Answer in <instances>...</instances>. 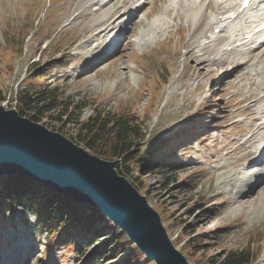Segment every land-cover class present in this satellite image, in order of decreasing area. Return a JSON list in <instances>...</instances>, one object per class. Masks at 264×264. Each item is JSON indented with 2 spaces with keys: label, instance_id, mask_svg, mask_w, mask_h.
<instances>
[{
  "label": "rangeland",
  "instance_id": "rangeland-1",
  "mask_svg": "<svg viewBox=\"0 0 264 264\" xmlns=\"http://www.w3.org/2000/svg\"><path fill=\"white\" fill-rule=\"evenodd\" d=\"M122 1L116 4L109 0L108 10L117 9ZM145 2L148 5L137 19L142 25L132 22L129 26V42L94 65L87 60L100 49L87 42L91 25L104 13H93L95 0H0V98L14 97L17 90L28 85L24 80L44 73L41 82H36L37 93L58 87L62 99L71 105L69 111L82 121L96 111L135 115L145 123L143 128L153 148L160 149L166 143L169 148L158 153V162L151 161L156 167L153 173L142 177L139 166L132 165L125 178L139 179L140 193L160 214L183 257L190 264H205L212 258L220 260L230 251L250 248L257 256L253 264H264V193L247 201L242 198L250 188L246 184L248 171L257 169H242L246 163L232 167L233 162L247 156L246 151L234 150L252 124L253 110L262 104L264 84L255 82L252 71L264 69V49L247 53L237 48L230 52L222 34L211 45L217 35L210 20L219 14L214 0L192 6L186 0ZM200 11L206 13L201 19ZM190 14L196 15L197 21ZM245 15L239 25H250L251 17ZM153 18H162L166 24L150 23ZM199 21L204 25L198 36ZM152 28L158 33L149 30ZM139 33L151 37L148 46L134 40ZM227 48L224 56L233 63L220 66L217 54ZM200 55L211 62L200 66ZM245 60L253 61L241 72L236 66ZM253 94L255 98H251ZM60 116L59 111L44 115L40 125L73 138L78 133L76 120L64 122ZM234 174L245 175L244 180H236ZM3 213L0 264H83L93 248L89 245L95 243L96 251L107 242L93 232L82 236H86L83 240L72 235L59 236L58 241V236L49 233L51 229L41 225L31 212L20 208ZM191 233L197 238L187 243ZM72 246L75 250L70 254L68 247ZM110 259H90L88 264H115ZM142 261L154 264L144 258Z\"/></svg>",
  "mask_w": 264,
  "mask_h": 264
},
{
  "label": "trees",
  "instance_id": "trees-1",
  "mask_svg": "<svg viewBox=\"0 0 264 264\" xmlns=\"http://www.w3.org/2000/svg\"><path fill=\"white\" fill-rule=\"evenodd\" d=\"M43 76L44 73L35 78H27L24 81L28 85L23 86L16 93V107L21 116L40 123L44 115L59 111L60 119L64 117V122H72L75 119L79 126L78 133L71 139L76 144L85 146L95 156L114 161L115 168L120 175L127 177L128 170L130 172L129 167L132 165L139 166L142 177L154 172L155 164L150 161L154 157L155 149L151 146L152 141L148 139V134L144 132L145 123L142 120L135 119V115L132 114L96 111L94 116L82 121L78 115L69 111L71 105L62 99V93L58 87H47L37 93L36 81L41 82L39 79ZM5 98H0V103ZM131 173L133 172L131 171ZM129 181L139 190L141 186L137 177ZM11 208L12 210L22 208L33 211L32 214L37 220L42 225L50 227L49 233L52 232L58 236V240L59 236L63 237V235L67 238L77 235L76 240H78L92 232L99 239L104 238L103 242L107 241L106 244L96 251H93L95 243L89 245V248L92 246L93 248L84 258L83 264H88V260L94 261L95 258L98 261L106 260L108 256L111 257L110 260L115 261V264H145L142 261L143 254L132 246L133 244L129 242L126 235L113 227L112 223L107 221L99 210L71 201L65 196L62 197L34 180L22 176L0 178V212L3 213ZM100 224H103L101 228L98 227ZM69 229L72 230V233H68ZM103 230L104 232L107 230L108 233H104ZM86 236L81 239H85ZM195 238L197 235L191 233L187 243L194 241ZM76 242L77 246H80L79 242ZM74 247L68 248L74 252ZM256 258L257 256L249 248L230 251L224 254L220 260L212 258L205 264H252Z\"/></svg>",
  "mask_w": 264,
  "mask_h": 264
},
{
  "label": "water",
  "instance_id": "water-1",
  "mask_svg": "<svg viewBox=\"0 0 264 264\" xmlns=\"http://www.w3.org/2000/svg\"><path fill=\"white\" fill-rule=\"evenodd\" d=\"M115 167L61 134L0 108V176H23L97 208L156 264H189L160 215Z\"/></svg>",
  "mask_w": 264,
  "mask_h": 264
},
{
  "label": "bare ground",
  "instance_id": "bare-ground-1",
  "mask_svg": "<svg viewBox=\"0 0 264 264\" xmlns=\"http://www.w3.org/2000/svg\"><path fill=\"white\" fill-rule=\"evenodd\" d=\"M112 1H113V3H115V1H116L117 2L116 4L120 3V0H111V2ZM126 1L127 0H123L121 3L122 5L120 7H118L117 9L108 10V7L110 5L109 0H95V4H94L95 11L93 13H98V14L101 12H104V13L99 16L98 20L93 25H91L92 32H90L91 35H89L91 38H90V40H88L87 44H90V46L96 47L97 50L98 49H100V50L98 51L97 54L89 57L87 60V63L92 62L94 65H99L100 63H102V60H104L105 55L107 53H111L109 51V49L111 50L112 48L116 47L115 51H118L122 47L124 48V46L126 45L127 42H129L130 37H131L132 30L129 29L130 24L132 22L136 23L135 25L141 23V21L137 22V19L139 18L140 14L143 12L142 10H145L148 3L144 2L142 4L141 0H134V2H131L130 4H128ZM215 1L217 3L216 8L219 11V14H218V16H216L210 20V24L213 23L216 26L214 28V30L220 29L221 33H224V30L227 31L228 27L229 26L231 27L235 21H231L230 23H225L221 20L225 19L227 21V19L232 18L233 15L237 14L238 9L234 11V5L236 4L237 0H215ZM188 5H190V4H188ZM170 9L171 8L167 9L168 15H169ZM200 12L201 13L198 17L199 19H201L202 16L206 15L205 12H203V11H200ZM185 13L189 14L188 12H185ZM126 17H128L129 19L124 21L123 19ZM189 17L191 19L197 21L196 15L190 14ZM238 17H240V16H238ZM243 18H244V16H243ZM249 20H251V22H250L251 24L250 25L244 24L245 26L239 25L240 27L238 29H235L234 33H236V34L234 36L232 34L231 35L227 34V35L222 36V37H225L227 39V41H226L227 47H230V52L232 50L235 51V49H237V48H242V49L248 50V51H246L247 53H252V52L258 51L262 47H264V35H263V38L255 37L254 40L243 41L244 39H242V37H244L246 35H250L251 32H253V29L256 28L255 24L257 22V17H256V20H254V21L252 20V18L251 19L249 18ZM164 21H165L164 19L160 18V20H150V23L164 24L165 23ZM247 22H248V20H247ZM247 22H246V24H247ZM262 22H263V20L260 19L258 25H260ZM240 23H242V22H240ZM141 25L142 24H140V26ZM146 25H148V24L146 23ZM202 25H204L203 22L199 21L198 26H197L198 27V30H197L198 36L200 35L199 31H200L201 27H203ZM109 26H112V27L108 31ZM149 30L158 33L157 29L152 28ZM125 31H129V34L127 36L125 34ZM231 33H233V32H231ZM150 35L154 36L155 33H150ZM106 36H110V37L114 36V37L111 41L109 39L106 43L100 42V38L106 37ZM142 36H144V33H142L139 36V40H138L139 43L138 44L141 46L142 45L148 46L149 43H151V41L147 40L149 37L144 36L145 38H143ZM198 36H197V38H198ZM216 38L217 37H215V36H214V38H212L211 45H213V42H215L217 40ZM120 43L123 44L121 47H120V45H121ZM254 43H256L253 47L254 50L247 48L248 45H251ZM217 44H215V45H217ZM105 47H108V49L105 50ZM228 50L229 49L227 48L224 52L222 51L223 53L221 51H219V52H221L220 56L217 54L218 59H216V62L220 66H225V65H228L230 63H233V61L229 62V60H228L229 56H224V55H226V51H228ZM216 53H217V51H216ZM215 56H216V54H215ZM198 58L200 59L199 60L200 64H201L200 66H204L207 63L211 62V61L207 60V57H203L201 55L198 56ZM239 60H241V58H239ZM242 60H244V59H242ZM252 61L253 60L241 61V63H239L236 67H237V69H240L242 72V70H244V65L246 63L252 62ZM216 62H215V64H216ZM255 68H257V67H255ZM231 71H234V69L232 68ZM252 77L257 78L255 82L264 84V69L253 70L252 71ZM262 93H263V96H261L262 97L261 101H262L263 105L261 104L257 107V109L253 110L254 112H256V115L252 118V124L250 126H248V131H247L246 135L244 137H242L240 140H238L240 143L239 148L234 150L236 153L246 151L247 156L243 155V157L241 159H239L238 162H233L232 167L242 166L246 157H253L255 159V161H259L260 154H262V151L264 150V120H263L264 119V110H260L261 108H263L262 106H264V85L262 87ZM255 97H256L255 94H253L251 98H255ZM244 111H246L245 114L247 112H249L248 110H244ZM241 141H244L246 145L243 144L244 145L243 146ZM247 143H253V144L250 145ZM263 161H264V158L261 162H263ZM244 170H245V168H244ZM261 171L262 170H260L259 172L248 171V172H250L249 173L250 175H248L249 177H247V179H246V184H248V187H250V188H248L247 191H245L243 193L242 198L244 200L247 201V200L253 198L254 195H256V194L260 195L261 193H264V178H260L261 177L260 176ZM233 177H235L236 180L240 181V180H244L245 175L241 176V175L234 174ZM258 178H260V179L258 180L257 184L253 185V182L256 181ZM250 180H251V185L249 183Z\"/></svg>",
  "mask_w": 264,
  "mask_h": 264
}]
</instances>
